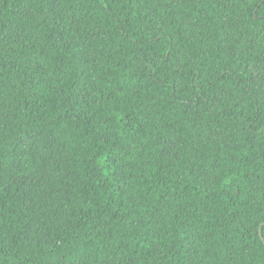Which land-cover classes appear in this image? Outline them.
Segmentation results:
<instances>
[{"label":"trees","instance_id":"1","mask_svg":"<svg viewBox=\"0 0 264 264\" xmlns=\"http://www.w3.org/2000/svg\"><path fill=\"white\" fill-rule=\"evenodd\" d=\"M0 264H264V0H0Z\"/></svg>","mask_w":264,"mask_h":264},{"label":"water","instance_id":"2","mask_svg":"<svg viewBox=\"0 0 264 264\" xmlns=\"http://www.w3.org/2000/svg\"><path fill=\"white\" fill-rule=\"evenodd\" d=\"M261 226H263V224ZM261 232L262 231H261V228H260V236H261V239L263 240V236H262V233Z\"/></svg>","mask_w":264,"mask_h":264}]
</instances>
